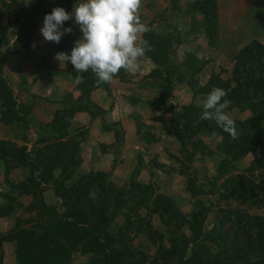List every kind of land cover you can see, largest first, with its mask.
Here are the masks:
<instances>
[{"label": "rangeland", "instance_id": "rangeland-1", "mask_svg": "<svg viewBox=\"0 0 264 264\" xmlns=\"http://www.w3.org/2000/svg\"><path fill=\"white\" fill-rule=\"evenodd\" d=\"M80 2L0 0V264L56 241L46 264H264V118L232 102L235 140L200 118L264 42V0H214L215 34L203 0H143L159 63L100 85L55 59L82 38L74 16L59 43L40 32Z\"/></svg>", "mask_w": 264, "mask_h": 264}, {"label": "clouds", "instance_id": "clouds-1", "mask_svg": "<svg viewBox=\"0 0 264 264\" xmlns=\"http://www.w3.org/2000/svg\"><path fill=\"white\" fill-rule=\"evenodd\" d=\"M142 4L143 0H82L74 6L73 13L56 7L45 15L40 32L46 41L59 43L63 35L72 32L71 27L63 25L74 16L82 38L75 41L70 56L59 52L55 59L60 63L70 61L78 73L91 69L97 85L110 83L121 69L129 73L139 71L141 58L152 51L149 41L143 38L151 28L141 21ZM194 54L197 59L203 58L199 52ZM75 83H84V77L76 75ZM227 96V90L213 87L202 101L200 118L214 120L235 140L239 133L227 112L232 103Z\"/></svg>", "mask_w": 264, "mask_h": 264}, {"label": "trees", "instance_id": "trees-1", "mask_svg": "<svg viewBox=\"0 0 264 264\" xmlns=\"http://www.w3.org/2000/svg\"><path fill=\"white\" fill-rule=\"evenodd\" d=\"M197 9L203 13L205 19H207L208 25L210 24L212 26L211 32L215 34L217 17L215 12L216 4L214 0H203L202 3H199ZM19 15L20 14H18V16ZM0 28H2L1 25ZM145 39L147 40V38ZM148 53L150 54V58L155 63H159V61L156 60V56L158 55L157 53H159L156 48H152V51ZM233 60L234 66L232 72V81L234 82V85L232 86L231 81L229 80L216 82L214 85L209 86L208 92L212 90L213 87H221L228 92L226 99H229L231 102H235L238 105H246L251 110L253 115H255L254 117L263 119L264 42L252 40L235 55ZM212 121L213 123L215 122L214 120ZM206 125H208V123H206ZM228 153H232L231 150H229ZM102 210L106 211L103 208ZM83 223L84 222H79V224ZM52 234L56 235L57 233L49 232L51 238H54L55 235ZM52 241L54 242V240ZM54 248L56 249L55 251H60L61 245H57L56 241ZM50 251L54 250H49V252ZM55 251L53 257H47L45 254L42 255L39 251L30 250L27 254H24V257H27L28 261L23 260V263L21 262V264H29L30 259V264H46L50 261L53 262L54 259H56ZM65 255H67V253H65Z\"/></svg>", "mask_w": 264, "mask_h": 264}]
</instances>
